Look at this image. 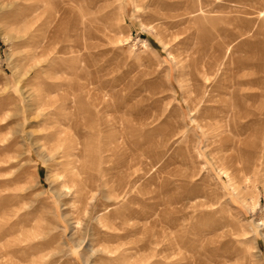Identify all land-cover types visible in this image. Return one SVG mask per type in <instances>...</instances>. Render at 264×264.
<instances>
[{
  "label": "rangeland",
  "instance_id": "1",
  "mask_svg": "<svg viewBox=\"0 0 264 264\" xmlns=\"http://www.w3.org/2000/svg\"><path fill=\"white\" fill-rule=\"evenodd\" d=\"M0 264H264V0H0Z\"/></svg>",
  "mask_w": 264,
  "mask_h": 264
},
{
  "label": "bare ground",
  "instance_id": "2",
  "mask_svg": "<svg viewBox=\"0 0 264 264\" xmlns=\"http://www.w3.org/2000/svg\"><path fill=\"white\" fill-rule=\"evenodd\" d=\"M22 13V12H21ZM13 15V14H12ZM63 153V152H62ZM80 246V245H79Z\"/></svg>",
  "mask_w": 264,
  "mask_h": 264
}]
</instances>
